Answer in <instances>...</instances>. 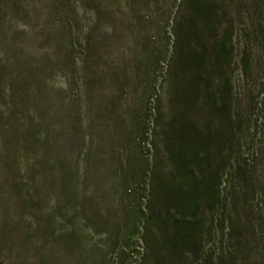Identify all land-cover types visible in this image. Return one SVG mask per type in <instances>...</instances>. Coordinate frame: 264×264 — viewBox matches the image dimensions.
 <instances>
[{
  "label": "rangeland",
  "instance_id": "obj_1",
  "mask_svg": "<svg viewBox=\"0 0 264 264\" xmlns=\"http://www.w3.org/2000/svg\"><path fill=\"white\" fill-rule=\"evenodd\" d=\"M180 4L0 0V264H264V59L244 76L240 38L215 76L237 97L232 141L223 119L212 126L200 59L170 62ZM169 134L173 150L212 136V159L220 148L224 172L232 163L202 254L173 245Z\"/></svg>",
  "mask_w": 264,
  "mask_h": 264
},
{
  "label": "trees",
  "instance_id": "obj_2",
  "mask_svg": "<svg viewBox=\"0 0 264 264\" xmlns=\"http://www.w3.org/2000/svg\"><path fill=\"white\" fill-rule=\"evenodd\" d=\"M180 5L186 9L187 14L176 21L170 32V62L175 57L180 60L184 59L186 63L188 57L200 59L206 72L205 75L201 72L197 75V79L203 83L200 92L204 93L206 104L213 109L218 117L217 120H213L212 126L213 128L218 126L219 120L223 119L221 124H227V134L230 135L229 138L233 141L236 137L235 129L241 121L237 108L234 106L237 104V97L231 91L229 80L217 89L215 76L227 74L225 69H231L234 41L240 38L239 42H242V50L240 51L238 64L244 76L248 74L252 67L253 56H256L257 60L264 59V0H181ZM197 26L202 27V31ZM193 39L197 43L193 44ZM254 41L258 44L253 45ZM254 48H257V50H253ZM191 59H189L190 63H194ZM203 76L204 80H202ZM263 87L264 85L258 92V97L260 96L261 109L264 112ZM168 96L169 112H172L175 89L169 91ZM263 112L262 114H264ZM255 120L252 121V124L255 123ZM191 123L193 125L187 124V130L189 131L187 139L192 138L193 140L201 132L193 122ZM212 126L209 125V128H212ZM171 128L172 118L169 123V129L171 130ZM218 128L220 129V127ZM170 134L165 139L163 152L170 163L167 179L173 183L179 193L176 201L174 199L170 200V202H176L179 212V217L172 219L173 245L175 246L179 241L176 247L179 249L181 256L187 252L190 255L202 254L206 244L205 235L211 228L209 224L207 226V220L203 214L208 208L211 209L209 211H212L214 207H219V204L222 205L221 207L224 206L222 202H226V196L222 195L224 189L221 185L225 180H222V178L227 171L229 174L232 163L224 172V169H222L224 159L222 158V161L217 163L220 148L212 159V136L210 139L204 138L173 150L171 146L173 136ZM142 214L145 213L142 211ZM218 226H220L222 232L221 236L231 237L233 234L232 227L223 228L222 225ZM181 243L182 245L185 243L187 247L184 249ZM262 247L264 248V244ZM218 256H220V253H218ZM207 258L205 256L202 261L200 260V263H203ZM183 263L187 264V261L183 260Z\"/></svg>",
  "mask_w": 264,
  "mask_h": 264
}]
</instances>
